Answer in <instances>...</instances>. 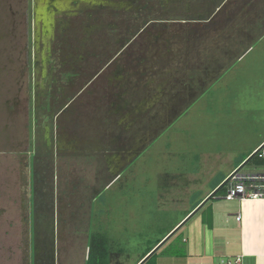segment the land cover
Listing matches in <instances>:
<instances>
[{
  "label": "rangeland",
  "instance_id": "rangeland-1",
  "mask_svg": "<svg viewBox=\"0 0 264 264\" xmlns=\"http://www.w3.org/2000/svg\"><path fill=\"white\" fill-rule=\"evenodd\" d=\"M38 3L0 0V264H86L94 233L135 264L264 141V0H109L51 39Z\"/></svg>",
  "mask_w": 264,
  "mask_h": 264
},
{
  "label": "crops",
  "instance_id": "crops-1",
  "mask_svg": "<svg viewBox=\"0 0 264 264\" xmlns=\"http://www.w3.org/2000/svg\"><path fill=\"white\" fill-rule=\"evenodd\" d=\"M213 188L199 201L203 202L200 207L179 228L177 235L183 236L185 255H170L163 250L167 239L156 250V264H224L226 259L236 260L239 257L240 264H264V200L227 201L223 197L207 202ZM238 216L240 221L237 220ZM172 241L169 245H172ZM141 257L135 264L139 263Z\"/></svg>",
  "mask_w": 264,
  "mask_h": 264
},
{
  "label": "trees",
  "instance_id": "trees-1",
  "mask_svg": "<svg viewBox=\"0 0 264 264\" xmlns=\"http://www.w3.org/2000/svg\"><path fill=\"white\" fill-rule=\"evenodd\" d=\"M258 148H255L251 153H249V155H247V157H245L242 161H240V163L238 164V166L236 168H238L248 157H250V155H252L256 150H258ZM260 152L261 150H259L257 152V154L244 166H249V165H252V164H255V166L257 167H260L262 168L263 170L259 173L257 172H248V173H245L243 174L244 172H242V170L244 169L241 168L238 172L235 173V175H246V176H253V177H256L254 180H250V181H247V182H253L255 185H257L258 187H260V189L264 190L263 188V185H264V180L262 179L263 175H264V158H261L260 157ZM259 160H257V159ZM257 160V162H255ZM255 162V163H254ZM235 172V171H234ZM233 172V173H234ZM234 175V176H235ZM259 177V178H258ZM228 178L225 177L223 178L220 183L218 185H216L213 190L217 189V187L222 183L224 182L226 179ZM231 182V179L229 181H227V183L225 185H223L221 188H219L217 190V192L213 195V197H211L210 199H208L207 202H210L216 198H223L225 197V195L227 194L228 192V186ZM206 202V203H207ZM203 202H198L195 204V206L192 208L191 211H189L185 217L179 221L177 224L173 225L172 228L167 232L165 233L159 240H157L154 245L149 248L144 254L143 256L141 257V260L139 261L138 264H140L153 250L155 247H157L159 244H161V242L173 231L175 230V228L177 229V226H180V224L191 214H193L192 212L195 211V209H197ZM205 203V204H206ZM190 215V216H191ZM189 216V217H190ZM188 217V218H189ZM187 218V219H188ZM186 219V220H187ZM185 220V221H186ZM184 221V222H185ZM183 222V223H184ZM182 223V224H183ZM181 224V225H182ZM180 229H178L176 232H172V237L168 239V241H170L175 235H177V233L179 232ZM180 237L178 238V235L176 236V242L174 244L175 248L172 246L170 250L167 251L168 254L170 255H175L177 254L178 256H181V255H185V243H184V240H183V236L182 235H179ZM108 237L105 235V234H102V233H94L90 239V243H89V254H88V259L86 261V264H111L110 262V252L108 250ZM167 241V242H168ZM166 242V243H167ZM165 243V244H166ZM171 245V244H170ZM169 245V246H170ZM157 256H158V253L157 251L154 252L152 254V256L147 260L145 261L143 264H156L157 262Z\"/></svg>",
  "mask_w": 264,
  "mask_h": 264
},
{
  "label": "flooded vegetation",
  "instance_id": "flooded-vegetation-1",
  "mask_svg": "<svg viewBox=\"0 0 264 264\" xmlns=\"http://www.w3.org/2000/svg\"><path fill=\"white\" fill-rule=\"evenodd\" d=\"M98 1H101V2H103V4H95V5H92V4H86V3H84V4H82L81 2H76V1H72V0H63L62 2H60V3H58V2H55V1H53L54 3H56V5L55 6H51V7H49L48 8V11L49 12H44V11H42V13H41V17H42V21L45 23V24H47L46 25V27H44V28H42L41 30H40V32H36V36H39V38L40 37H47V38H49V39H51V37L50 36H57V35H66V34H68L69 32L71 33V31L73 32L74 30H76V32L79 30V28H77V29H74V27L72 26V23H73V20H75V19H73V18H75V17H72V15L73 14H78V18H81L82 19V17H83V19H87V17L89 18V20H92V18L94 17V15L95 16H97L98 15V13H102L103 12V10H105V11H108V10H116V11H118V12H120V13H122V14H125V10H127V8L125 9V8H121V7H118V8H116V9H111V7H112V5L110 6V4H109V6L107 7L106 6V1L108 2L109 0H98ZM127 1V0H126ZM133 1V0H132ZM162 1V3L164 4V5H166V2H167V0H161ZM229 1V0H228ZM135 2V1H134ZM110 3V2H109ZM120 6H121V4H120ZM42 10V9H41ZM109 12V11H108ZM129 11H127V13H128ZM136 12V11H135ZM134 12V10H132V11H130V14L131 13H135ZM45 13H46V15H45ZM33 14H34V17H35V13H34V11H33ZM69 14H71L70 16H69ZM114 14H116V12H114ZM65 15H68L69 16V18H72V19H68V20H65V21H63V23H64V26H58V22H59V18L60 17H62V16H65ZM84 15V16H83ZM127 15V14H126ZM45 16V17H44ZM43 17L44 18H46L45 20L43 19ZM86 17V18H85ZM48 26V27H47ZM82 27H84V25L82 26ZM48 29H50V32L51 33H49V32H47L48 31ZM53 31H52V30ZM97 29H98V26L97 25H92V26H90V27H88L87 29H86V32L88 33V36H94L95 35V33H97ZM55 31V32H54ZM69 33V34H70ZM50 34V35H49ZM137 39V37L135 36V38L132 40H129V44L130 45H134V41ZM90 42V41H89ZM92 44H93V42H91ZM93 52H89L88 53V57H90L91 56V54H92ZM79 57V60H83L84 58H83V56H81V55H79L78 56ZM91 57H93V55L91 56ZM86 59H88V58H86ZM90 59V58H89ZM88 59V60H89ZM103 69V68H102ZM72 74V73H71ZM70 78V77H69ZM73 78V77H72ZM71 78V79H72ZM70 85V88H73V87H75L76 86V83H74L73 82V84L71 83L70 84V82H69V84H68V86ZM63 87H66V86H64V85H62ZM91 89H94V87H92ZM81 90V89H80ZM62 92V91H61ZM62 93H64V90H63V92ZM75 92H73L72 94L73 95H75L74 94ZM63 107V106H62ZM69 107V106H68ZM68 107H66V106H64L63 108H62V113H63V111H67V108ZM70 108V107H69ZM135 152V151H134ZM133 153V152H132ZM51 195V194H50ZM50 206V205H49ZM51 217V216H50ZM52 228V227H51ZM50 227H46L45 228V231H46V233H45V238L46 239H48V241H47V244H46V256H49L48 255V253L51 251L52 252V246H51V241L53 240V239H55L54 238V236H55V234H54V231L51 229ZM48 249V250H47ZM47 259H48V262H49V257H47Z\"/></svg>",
  "mask_w": 264,
  "mask_h": 264
},
{
  "label": "built area",
  "instance_id": "built-area-1",
  "mask_svg": "<svg viewBox=\"0 0 264 264\" xmlns=\"http://www.w3.org/2000/svg\"><path fill=\"white\" fill-rule=\"evenodd\" d=\"M259 149L261 150L260 157L264 158V142L261 144ZM255 178L256 177L246 176L242 174L233 176L228 186V192L225 195L224 199L227 201L264 200V190L260 189V187L255 185L253 182H247L250 180H254ZM262 179L264 180V175ZM237 220L240 221V216L237 217ZM223 262L224 264H240L241 258L239 257L236 260L228 259Z\"/></svg>",
  "mask_w": 264,
  "mask_h": 264
},
{
  "label": "water",
  "instance_id": "water-1",
  "mask_svg": "<svg viewBox=\"0 0 264 264\" xmlns=\"http://www.w3.org/2000/svg\"><path fill=\"white\" fill-rule=\"evenodd\" d=\"M53 1H55V2H61V0H39V3L38 4H40V5H42L44 8H49V7H51V6H55L56 5V3H54ZM72 1H76V2H84V3H86V4H92V5H95V4H103V2H101V1H97V0H72ZM47 32H49V33H51L50 32V29L47 31ZM260 149H258V150H256L252 155H250V157L247 159V161L239 168V169H237L234 173H232L221 185H220V187L219 188H221L223 185H225L226 183H227V181H229L234 175H235V173L236 172H238L241 168H243L256 154H257V152L259 151ZM218 188V189H219ZM217 189V190H218ZM217 190L215 191V192H213L211 195H210V197H208L207 198V200L209 199V198H211V197H213V195L217 192ZM187 221V220H186ZM185 221V222H186ZM184 222V223H185ZM183 223V224H184ZM182 224V225H183ZM182 225H180V226H182ZM180 226L174 231V232H176L179 228H180ZM173 232V233H174ZM172 233V234H173ZM172 234L171 235H169L163 242H161V244L155 249V250H153L140 264H143L145 261H147L151 256H152V254L161 246V245H163L164 244V242L167 240V239H169L170 238V236H172Z\"/></svg>",
  "mask_w": 264,
  "mask_h": 264
}]
</instances>
